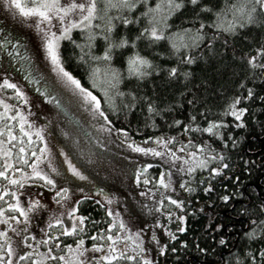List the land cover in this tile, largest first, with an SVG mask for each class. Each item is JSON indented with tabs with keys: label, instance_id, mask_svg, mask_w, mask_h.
<instances>
[{
	"label": "snow or ice",
	"instance_id": "obj_1",
	"mask_svg": "<svg viewBox=\"0 0 264 264\" xmlns=\"http://www.w3.org/2000/svg\"><path fill=\"white\" fill-rule=\"evenodd\" d=\"M187 2L196 6L199 0H187ZM138 5L143 7V11H138L137 15L132 17L131 14L137 10ZM184 6L185 0H155L154 3L150 0H0V7L6 9L9 14L19 15L25 22L30 18H35L32 26L40 35L44 58L50 63L51 71L55 74L57 81L71 94L72 99L81 101V106L88 109L93 117L100 116L105 120H107V116L102 105L106 103L116 109L117 97L121 98V103H124L125 98L129 99L130 103H124L125 108L130 109L136 106L137 97L135 93L121 90L120 85L125 75L140 80L148 76L153 70V62L138 52H133L128 56L124 69L117 68L112 63L116 49H121L129 44L135 48L137 41L143 37L153 42L167 39L171 44L173 54H179L181 48L195 47L204 38L202 30L206 27L205 22L199 23L197 29L183 30L179 34L180 43L176 42V33L166 34L165 30L169 27L168 19ZM229 10L234 13L232 20L225 23L226 14L217 11L211 26L224 32H233L237 26H244L239 19H236V16L251 24L257 10L264 14V0H243L240 4H231ZM201 11H211V9L207 5H201ZM141 18L146 20V26L142 27L139 34L131 41L125 35H121L119 39L113 37L112 33L117 22L128 25L139 23ZM233 20L235 22H232ZM74 29L80 30L83 37L82 41L78 42L72 39ZM65 39L71 41L80 50L77 56L79 61L84 63L96 62L90 65L89 80L92 89H99L102 96H98L93 90L85 87L81 80L65 67L60 53L61 41ZM98 40L104 42L103 51L99 54L93 51ZM7 43L11 42L7 41L6 38L0 40V48L5 47ZM211 43L212 41L209 40V44ZM16 47L17 44H12L13 50ZM86 49L87 51H85ZM262 60H264V47H258L254 50L253 55L247 57V65L251 69L260 68L264 70ZM101 61L104 62L103 65L99 63ZM184 61L191 63V55H184L181 62ZM155 71H160V69L156 68ZM166 71L170 78L179 74L177 66L168 68ZM239 86L245 87V82L241 81ZM2 88L14 90L13 94L17 100L21 104L27 103L26 94L7 77L0 82V89ZM252 96V89L247 88V95L234 97L228 105L230 111L226 110L225 114H230L242 124L241 117L247 109L237 107V105L240 104L241 100H247ZM144 99L147 101V97ZM261 100L264 101V97H261ZM147 111L150 114L149 118H151V114H159L152 102L147 103ZM173 123L179 125L181 121L174 120ZM99 127L103 128L104 126L99 125ZM224 127H226V122L223 119L209 120L206 126L201 127L196 123V117L192 116L189 123L183 125V131L195 130L209 133L227 145L228 141L223 139L222 134ZM14 129H18L19 135ZM43 130V127L35 128L22 110L10 104L7 99L0 97V158L3 160V163L0 164V180L3 181L0 183V264H56V262L58 264H121V261L126 262V264H153L146 254L141 232H131L126 222L120 218V214H114L111 209L107 210V216L112 217L107 228L100 229L98 236L97 233H93L92 236L93 239L98 238L104 243L91 245L93 252L107 250L100 256L88 257L86 255L88 251L84 247L86 237L80 233L84 230L87 217L80 215L76 207L84 197L73 198L69 180L65 174L70 173L72 177L79 180H87L88 177L80 167L73 163L63 149H60L59 155L63 157L62 164L66 168L55 163L52 150L42 134ZM117 131L124 133L127 137L125 129L121 128ZM33 134L35 141L39 144L38 150L33 141ZM148 140H154L156 145L164 146L166 151L161 152L155 146L145 147L134 141H129V145L133 151L138 153L171 156L173 161H183L179 169L181 172L185 171V168L188 173H193L197 167L209 169V165L213 161H216L218 166L210 168V175L218 174L228 167L224 163L225 157L222 152H217L210 144H195V148L199 151L191 152L189 157L185 159L183 156L178 157L176 152L168 147V144L175 140V137L165 139L156 136L154 138L148 137ZM178 150L184 151V148L180 147ZM147 167L150 165H145V168ZM140 179L141 170L137 168V182ZM59 181H63V186H59ZM148 182L145 177L144 183L147 184ZM30 183H39L46 188L55 190L53 200L60 208H63L65 204L69 205L65 211L49 214L45 227L40 229L39 239L29 225L34 215L45 209L46 205L40 199L35 198L31 192L27 193L28 199L26 201L22 200L24 193L21 190ZM156 184L163 189L171 190L173 173L171 171L161 172L159 178L156 179ZM180 187L187 192L194 190L187 181L181 182ZM210 189L211 185L209 184L204 190L209 191ZM76 190L81 193L84 191L83 188ZM97 191L102 190L97 189ZM163 195L164 193L161 192L162 197ZM105 199L109 204L112 203L111 197L105 195ZM221 199L227 201L229 196L224 195ZM167 200L176 208H183L181 200L174 199L170 195ZM163 203L164 200L161 199L156 206L157 210L163 206ZM260 208L264 212V204ZM65 215L71 221L70 224L64 220ZM166 215L171 216L172 213L168 212ZM178 219L183 221L185 217L179 216ZM251 223L256 227L247 232L246 236L251 239L264 234V219H253ZM217 227L220 226L217 225ZM54 228L57 230L54 231ZM178 231L182 232L184 228L180 227ZM168 235L172 239L176 238L171 231H168ZM61 236H79V238L73 246L72 244H63L60 239ZM152 240L159 245L155 233L152 235ZM220 243H225L223 238H221ZM41 247L45 250L40 251ZM25 249H31V251ZM159 251L164 253V246H160ZM245 256L248 264H258L257 256L259 257V264H264V248L259 249L258 253L255 254L248 252ZM236 264H243L239 255L236 256Z\"/></svg>",
	"mask_w": 264,
	"mask_h": 264
},
{
	"label": "trees",
	"instance_id": "obj_2",
	"mask_svg": "<svg viewBox=\"0 0 264 264\" xmlns=\"http://www.w3.org/2000/svg\"><path fill=\"white\" fill-rule=\"evenodd\" d=\"M150 2L154 3L155 0ZM242 2L199 0L193 6L185 0V6L168 19L166 34L176 33V42L180 43L179 34L183 30L197 29L201 22H205L206 27L202 30L204 38L195 47L181 48L179 54H173L167 39L153 42L143 37L137 41L135 48L129 44L114 51L112 63L120 69L126 67L127 58L133 52L153 62V70L148 76L138 80L125 75L120 85L121 90L135 93L137 102L134 108H125L124 103H130L129 99L125 98L124 103H121L119 97L116 99V109L106 103L102 105L111 125L126 130L127 137L119 132L121 138L149 144L154 140H148V137H175L168 147L172 150L183 147L182 152L186 155L199 151L195 144H210L217 152H222L224 163L228 165L218 174L210 175V168L218 166L216 161L209 165V169L199 170L195 179L196 187L181 209L185 217L184 231L178 232L176 238L168 242L164 253L159 254L152 261L153 264H236L237 255L242 258L243 264H248L245 254H255L264 248V234L251 239L245 235L256 227L251 223L253 219H264V212L260 208L264 204V101L261 100L264 97V70L251 69L247 65V57L253 55L256 48L264 47V14L257 10L251 24L236 16L244 26H237L233 32H224L211 26L215 12L225 13L227 23L234 15L229 10L230 5ZM201 5H207L211 11H201ZM138 11H143L141 5L131 16L135 17ZM145 26L144 18L139 23L128 25L117 22L112 35L116 39L125 35L131 41ZM72 39L78 42L83 40L80 30L72 32ZM103 46L104 42L98 40L93 51L99 54ZM79 52L71 41L62 40L60 53L65 67L85 87L102 96L99 89H92L89 80L90 65L96 62L79 61ZM188 54L192 62H181L183 56ZM99 63L103 65L104 62ZM173 66L178 67L179 74L170 78L166 69ZM156 68L160 71H155ZM241 81L245 82L243 88L239 86ZM247 88L252 89L253 96L241 100L237 105L247 109L241 117V124L225 112L230 111L228 105L234 97L247 95ZM148 102L153 103L159 111L158 115L151 114L149 118ZM192 116L196 117V123L201 127L206 126L209 120L223 119L226 127L222 129V134L223 139L228 141L227 145L209 133L195 130L184 132L183 125L189 123ZM174 120H180L181 124H174ZM159 172L160 168L156 165L145 169L141 174L140 185L155 189ZM145 177L149 181L147 184L144 183ZM209 184L211 189L205 191ZM99 192L105 194L103 191L95 193ZM95 193L84 195V199L76 205L78 213L87 217L84 230L80 233L86 237V246L97 242L99 239H93V233L98 236L99 230L106 229L111 222ZM224 195L229 196L227 201L221 199ZM60 238L63 244H74L79 236ZM221 238L225 243H220ZM257 261L259 264L258 256Z\"/></svg>",
	"mask_w": 264,
	"mask_h": 264
},
{
	"label": "rangeland",
	"instance_id": "obj_3",
	"mask_svg": "<svg viewBox=\"0 0 264 264\" xmlns=\"http://www.w3.org/2000/svg\"><path fill=\"white\" fill-rule=\"evenodd\" d=\"M0 20L17 36L25 40L27 52L29 51L33 55L35 74L47 83L46 85L51 92L57 94L61 106L69 116L51 104L52 100L48 98L46 89L36 84L41 95L36 94L20 78L17 79L18 77L12 76L8 78L3 66H0V82L7 77L16 83L26 94L27 103L21 104L13 94L14 90L8 88L0 89V97L7 99L10 104L22 110L35 128L43 127L42 134L45 136L58 166L66 168L62 164L63 157L59 155L60 149H63L73 163L80 167L84 174L89 175H86L87 180H79L72 177L70 173L65 174L69 180L73 198L79 199L84 195H94L97 189H101L105 193L104 195L100 192L95 193L100 204L106 210L111 209L114 214L119 213L120 218L126 222L131 232H141L146 254L149 259L155 260L161 254L159 247L164 246L166 249L168 242L172 239L168 235V231H171L175 236L181 232L178 231L180 227L184 228L185 220L180 221L178 219L179 216H184L181 213L182 208H176L170 204L167 197L170 195L174 199L181 200L183 204L187 202L192 191H185L180 187V183L187 181L195 189V179L200 168L197 167L193 173H188L186 168L185 171L181 172L179 169L183 161H173L171 156H154L151 153L145 155L133 151L129 141L122 139L117 129L108 120L100 116L93 117L88 109L81 106L82 102L78 99H72L71 94L57 81L55 74L51 71L50 63L44 58L40 35L32 26L35 18H30L25 22L19 15L13 16L6 9L0 7ZM99 125L104 127L101 128ZM14 131L19 135L18 129H14ZM33 141L38 150L39 144L35 141L34 134ZM141 145L145 147L155 146L161 152L166 151L164 146L156 145L154 141ZM173 151L178 157L183 156L185 159L189 157V155L179 151L178 148ZM2 163L3 160L0 158V164ZM145 165L158 166L160 168L159 175L161 172L171 171L173 173L172 189L166 190L159 185L155 189L141 186L136 180V169L139 168L142 174L148 168H145ZM16 166L19 167L20 165ZM59 186H63V181H59ZM78 188H83L84 191L81 193L76 190ZM21 191L24 193L23 201L28 199L27 193L31 192L35 198L40 199L46 205L45 209L34 215L29 225L39 239L40 229L45 227L49 214L65 211L69 205L65 204L63 208L57 206L53 200L55 190L46 188L39 183L27 184L25 189ZM161 192L164 193L163 197ZM105 195L112 198L111 204L105 199ZM161 199L164 200L163 206L157 210L156 206ZM168 212H171L172 215H166ZM110 218L112 220V217ZM64 220L68 224L71 223L66 215ZM55 230L57 229L54 228ZM153 233H155L159 245L152 240ZM94 243L101 244L104 241L98 240ZM72 245L75 246V243ZM84 247L88 250L86 253L88 257L100 256L107 250L93 252L91 245L86 246L84 244ZM25 250L31 251V249ZM39 250L44 251L45 249L41 247ZM64 250L66 251V249ZM57 254H59L58 251ZM121 264H126V262L121 261Z\"/></svg>",
	"mask_w": 264,
	"mask_h": 264
},
{
	"label": "flooded vegetation",
	"instance_id": "obj_4",
	"mask_svg": "<svg viewBox=\"0 0 264 264\" xmlns=\"http://www.w3.org/2000/svg\"><path fill=\"white\" fill-rule=\"evenodd\" d=\"M5 38L11 43H7L5 47L0 48V66L5 68L8 78H11V76L14 78L18 77L17 79L20 78V80L26 82L29 88L36 92V94L41 95V91L37 89L36 84L43 87L47 90L46 93L48 94V98L52 100L51 104L60 111L63 110L66 112L61 106L57 94L51 92L50 88L46 85L47 83L35 74L33 55H31L29 51L27 52L25 40L17 36L0 20V40H4ZM12 44H17L15 50H13ZM9 53H11V55H9Z\"/></svg>",
	"mask_w": 264,
	"mask_h": 264
}]
</instances>
